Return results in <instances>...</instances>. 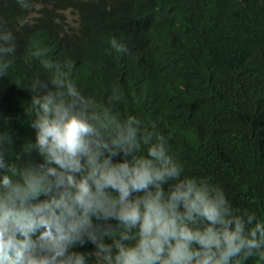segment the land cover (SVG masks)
<instances>
[{
    "label": "clouds",
    "instance_id": "1",
    "mask_svg": "<svg viewBox=\"0 0 264 264\" xmlns=\"http://www.w3.org/2000/svg\"><path fill=\"white\" fill-rule=\"evenodd\" d=\"M16 47L13 30L0 24V77L9 76ZM109 47L127 51L116 38ZM47 53L39 44L30 49L45 74L24 87L34 139L22 152L40 160H23L0 131V264H264V219L256 211L187 174L154 126L115 112L116 86L98 103L77 86L70 60ZM86 241L90 251L75 247Z\"/></svg>",
    "mask_w": 264,
    "mask_h": 264
},
{
    "label": "trees",
    "instance_id": "2",
    "mask_svg": "<svg viewBox=\"0 0 264 264\" xmlns=\"http://www.w3.org/2000/svg\"><path fill=\"white\" fill-rule=\"evenodd\" d=\"M30 4L23 9L17 0H0V24L13 30L17 45L9 76L0 77V131L12 136L13 152L40 160L34 150L22 152L34 139L24 112L31 92L24 87L45 74L30 57L39 44L50 60H70L77 86L98 103H107L116 86L115 112L154 126L187 174L221 187L235 206L264 219V0ZM17 17L26 22L17 24ZM113 38L126 45L125 53L110 49Z\"/></svg>",
    "mask_w": 264,
    "mask_h": 264
},
{
    "label": "rangeland",
    "instance_id": "3",
    "mask_svg": "<svg viewBox=\"0 0 264 264\" xmlns=\"http://www.w3.org/2000/svg\"><path fill=\"white\" fill-rule=\"evenodd\" d=\"M68 15H69V21L72 22V23H74L75 22L74 15L72 13H69Z\"/></svg>",
    "mask_w": 264,
    "mask_h": 264
}]
</instances>
